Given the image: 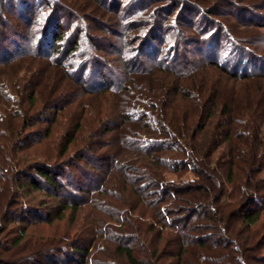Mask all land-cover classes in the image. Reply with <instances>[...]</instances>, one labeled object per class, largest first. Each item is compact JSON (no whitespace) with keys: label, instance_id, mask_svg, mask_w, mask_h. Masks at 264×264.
Here are the masks:
<instances>
[{"label":"rangeland","instance_id":"rangeland-1","mask_svg":"<svg viewBox=\"0 0 264 264\" xmlns=\"http://www.w3.org/2000/svg\"><path fill=\"white\" fill-rule=\"evenodd\" d=\"M58 30L64 37L54 45ZM164 79L171 84L167 97L175 99L172 88L181 90L180 84L192 89L184 99L183 90L177 102L169 99L167 115L173 121L195 109L197 100L204 104L201 123L208 127L198 142L221 163L222 177L215 181L224 182L231 194L236 190L228 180L231 154L241 167V158L253 160L257 142L264 141V0H0V122L6 117L20 122L12 137L0 125V215L10 208L25 217L9 225L16 230H9L10 237L18 236L20 222L27 226L24 243L32 249L44 241L63 246L81 237L91 247L86 264H128L118 254L119 246L141 252L148 247L143 238L153 210L144 200L155 199L152 192L160 187L154 180H198L192 170L155 169L144 156L142 139L154 133L145 129L148 123L138 111L161 110L162 97L155 98L154 91ZM30 106L17 115L18 108ZM207 109L215 116L207 117ZM155 120L163 123L158 116ZM36 164L60 166L58 180L74 192L65 198L79 202L76 212L70 208L63 218L52 216L64 188L51 194L26 186L15 193L19 182L36 174ZM252 165L256 170V159L245 169ZM257 177L264 195V171ZM238 190L243 200L239 210L249 196L243 198L245 185ZM32 205H42L43 220L27 215L24 208ZM201 215L186 221L191 232L214 234ZM260 239L264 241L262 229ZM160 242L163 249L179 247L170 239L166 245ZM255 246L249 251L264 264V245ZM212 258L215 263L225 260ZM188 264L198 263L192 259Z\"/></svg>","mask_w":264,"mask_h":264},{"label":"trees","instance_id":"trees-1","mask_svg":"<svg viewBox=\"0 0 264 264\" xmlns=\"http://www.w3.org/2000/svg\"><path fill=\"white\" fill-rule=\"evenodd\" d=\"M62 33L63 30L55 32L54 35H56L57 40L53 43L54 45L64 37ZM215 66L220 67L221 71L228 73L225 68L217 64ZM230 74L235 77H250L248 73L238 75L237 73L230 72ZM166 77L163 76V78ZM109 85L110 84H105L104 87L108 89L111 87ZM169 86H171V84L165 82L164 79L161 81L159 88L154 91L155 98L158 97V95L162 97L160 99L161 110L158 109V111H154L152 109L146 113V110L138 111L141 119H146L148 123V127L145 129L150 127L148 132L154 133H148L149 136L142 139L144 143V156L147 157V163L155 169L161 167L180 174L192 170L196 173L198 180L174 182L165 180L164 176H160V179L154 180V185L156 184L160 189L157 191L153 190L152 193L156 196L155 199L153 198L151 201L144 200L146 202L145 204L149 207L148 210H153V212H149V215L152 214L149 218L153 220L149 221V225L147 222L148 235L147 233L145 234L147 238H143L146 240V245H148V247L141 252L138 248L135 249L131 245H121L117 249L118 254L124 257L128 264H186L192 259H195L198 264H251V261L254 260L262 264L261 256L254 257L249 250L254 251L256 247L255 244L257 247H263L264 245V241L261 239L258 240L261 229L264 230V220L261 221L262 212L264 210V204H262L264 203V195L259 194L262 188L259 181L260 177H257V173L264 171V153L262 154L263 151L260 152L261 148L264 146V141L262 142L260 139L256 144L257 153L253 152V158L256 159L258 164L256 170L253 169V165L250 168L251 171L249 168L245 169V167H250L254 159L241 158L240 161H244V164L239 167L236 155H234V153L231 154L230 163L232 164L229 167L228 180L234 182L236 190L229 194L224 182L215 181V178L219 179L222 177V171L220 169L222 167L221 163L215 160V157L208 149L203 148L202 142L201 145L198 142L199 135L208 127L207 124L201 123L202 112L206 111L204 104L197 100L195 109L182 112L178 116L181 120L178 122L173 121V115L171 117L167 115V107L171 105L168 104L169 99L177 102L178 92L182 93L183 91L181 98L184 99L188 95L185 91L192 89H190V84H180L181 90L176 87L172 88L173 94L175 95V99H173L172 97H167L172 93L168 91L170 89ZM207 90H209V92ZM205 91L207 93V98L210 97L211 95L208 94L211 92V88L208 87ZM212 104L215 105V99L212 100ZM212 107L215 109L214 106ZM32 108L33 106L20 107L17 110V115H24ZM207 110H209L207 117L215 116L214 110ZM156 116L162 119V124L155 120ZM0 123L2 127L11 132L9 137H12L11 135L18 132V127H20V122H14L8 119V117L4 118ZM158 130L160 131L159 136H154ZM158 151L166 155L162 156L161 154H157L156 152ZM153 152L154 154H152ZM35 166L36 174L29 177L30 180L28 181L19 182L17 186L18 190L15 191V193H18L22 187L26 186L34 190H45L51 194L53 191L57 192V194L61 193V189L64 188V194L63 196L59 195V202L52 216L54 217L56 214V217L63 218L65 210L70 208H72V211L76 212L80 206L79 202L70 203V199L65 198L69 196L72 197L74 192L68 189L67 185L69 184L67 182H60L58 180V175H63V173L60 172L62 170L59 168L60 166L54 167L47 164H36ZM235 166H237L240 171L237 178ZM199 167L202 171L204 170V175L200 174L198 170ZM155 173L157 172L155 171ZM241 173H245V175ZM261 177L263 178V176ZM199 180L200 182L198 183ZM149 185L148 183L146 184L147 187H149ZM242 185H245V193H247V196L244 195L243 198L246 199L249 196V200L243 203L247 205H243V207L238 210L239 205H241L243 201H241L242 197L240 199L241 194L238 195V191H240L238 189H240ZM5 189L6 188L3 189V192ZM7 195L8 192H5L4 197H7ZM255 195L256 197L254 200ZM224 196L229 199L228 202L221 201ZM3 201L2 195L0 197V210L3 206ZM256 201H259L260 207L251 208ZM248 205L249 208L247 207ZM41 206L42 205L26 206L24 209L28 212L27 215L30 217L43 220L46 214L41 210ZM10 211V208L6 209V213L0 215V248L3 249V251H0V264L88 263L86 259L90 253L91 247H89L85 239L81 237L71 239L63 244V246H51V244L44 241V246H42L40 242L39 247H37L38 244H36L37 248L32 249L31 245L28 246V244L24 243L27 235V226H25L24 222L19 223L23 228L20 230L18 236H13L14 238L10 237L9 230L10 233H15L16 230L10 228L9 225L18 221H25V217L19 215L20 212L15 210H13V212ZM10 213L12 216H9ZM199 213L202 214L201 217L206 221V224L216 230L214 234H200V231L191 232L193 227H188L186 221ZM235 215L239 217L235 218L238 219L236 221L233 220L234 217H236ZM52 216L49 215V218L46 220L49 222ZM157 225H160V228L157 229ZM219 229L221 233H218ZM155 230L158 232V235L155 236V233L154 237H152L149 233ZM167 239L172 240L173 243H177L179 247L176 250H169L168 248V250L163 249L165 248L164 246L160 247L159 242L161 241V245H166ZM258 241L260 243L259 246L257 244ZM234 242L238 243L237 247ZM159 251L163 253L161 254ZM233 251H236L239 256H234ZM6 255H8V257L5 259L4 256ZM213 256L225 260L221 263H215L212 258ZM230 259H235V263H231Z\"/></svg>","mask_w":264,"mask_h":264}]
</instances>
